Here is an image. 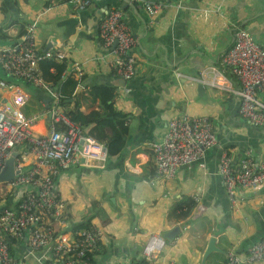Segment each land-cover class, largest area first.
Segmentation results:
<instances>
[{"label": "crops", "instance_id": "0c3cea01", "mask_svg": "<svg viewBox=\"0 0 264 264\" xmlns=\"http://www.w3.org/2000/svg\"><path fill=\"white\" fill-rule=\"evenodd\" d=\"M150 1L160 5L153 18L142 0H91L80 11L71 9L68 0H0V29L6 36L0 44L14 41L35 13L48 8L37 24V48L62 53L68 69H81L84 85L76 88L72 98L77 97L79 109L88 114L100 110L98 100L92 102L87 96L88 85H108L117 78L107 66L113 46H104L99 38V22L111 8L124 11L136 38L132 52L137 58L135 75L124 88L115 86L114 105L127 114L125 146L118 155L108 157L103 167L76 165L58 174L56 185L68 221L58 228V234L72 239L76 235L73 226L90 218L100 231L92 264H133L143 260L142 248L149 234L162 235L178 226L179 233L165 240L155 264H201L211 237L221 251L211 252L204 264H223L227 250L243 254L264 237V185L256 191L237 188L239 208L230 209L217 174L224 151L234 166L249 150L255 161H264V127H255L240 116L239 101L231 92L239 84L222 65L237 27L246 28L264 47V0ZM97 9L101 11L98 21ZM213 68L222 73L226 87L203 82L211 79ZM197 72L196 78L189 75ZM198 82L203 84L201 91ZM17 85L29 99L30 85L23 81ZM32 90L37 108L23 112L41 116L49 93ZM4 97L9 92L0 89V101ZM180 112L207 115L215 126L216 144L201 160L204 167L195 162L181 166L170 180L156 178L151 143L163 135L170 117ZM42 120L47 122V117ZM42 120L34 125L36 131H43ZM95 125L83 126V132H97ZM99 128L103 134L110 131ZM17 199L15 189L0 183V211L13 207ZM184 200L195 205L180 217L186 205L174 207ZM5 240L11 255L22 264H48L44 251L32 250L26 236H5Z\"/></svg>", "mask_w": 264, "mask_h": 264}, {"label": "built area", "instance_id": "2783aa9c", "mask_svg": "<svg viewBox=\"0 0 264 264\" xmlns=\"http://www.w3.org/2000/svg\"><path fill=\"white\" fill-rule=\"evenodd\" d=\"M68 4L71 9L80 11L86 9L91 0H68ZM142 5L151 18L160 9L159 3L150 0H142ZM47 10L35 13L14 41L0 44V72L4 76L0 79V89L9 92V97L0 101V171L5 160L17 151L13 179L0 183L18 193L16 206L0 211V264H22L11 255L6 235L26 236L32 250L44 251L42 256L48 264H88L100 237L99 229L93 225L83 228L72 239L58 234V228L66 226L68 221L56 177L76 165L103 167L108 155L104 143L85 134L81 124L70 119L60 104V96L42 77L40 63L54 55L51 50L39 51L36 43L37 24ZM98 30L104 46L111 47L116 41L108 68L117 78L130 80L137 69V58L132 52L136 38L125 22L124 11L109 9L100 20ZM55 57L61 60L64 55L57 52ZM222 65L239 84L231 92L239 101L240 116L255 127H264V101L260 99L264 97V47L246 28L237 27L232 33L230 47L222 57ZM50 70L54 71L53 68ZM70 70L81 75L77 66ZM212 72L211 79L203 82L224 87L222 73L216 68ZM16 80L49 93L42 118L35 113L23 112L28 95L18 88ZM48 113L50 120L45 122L42 119L45 120ZM39 120L43 121L42 132L34 129ZM215 144V126L207 115L188 112L172 115L163 135L151 143L156 177L172 179L181 166L195 162L204 167L201 160ZM217 174L229 208L237 210V188L256 191L263 187L264 161H255L249 150L234 166L224 151L219 156ZM164 245L165 239L160 233L149 234L142 248L144 262L140 264H155L153 261ZM257 262H264V237L249 245L243 254L234 249L227 250L224 264Z\"/></svg>", "mask_w": 264, "mask_h": 264}, {"label": "trees", "instance_id": "16d2710c", "mask_svg": "<svg viewBox=\"0 0 264 264\" xmlns=\"http://www.w3.org/2000/svg\"><path fill=\"white\" fill-rule=\"evenodd\" d=\"M3 10L5 11L4 7ZM23 32L24 31H20L19 35H21ZM5 39L6 36L4 35L2 29H0V40ZM55 52L56 51L53 52L54 55L52 58L44 59L40 63L39 69L41 71L42 77L45 79V81H47L50 88L55 90L60 96V104L65 108L67 107V111H65V113L70 117V119L75 122H79L82 128L83 126L86 127L93 123L96 124L95 128L97 132H94L92 131V129H90L88 133L86 132V134L93 136L94 138L103 142L106 145L108 157L118 155L125 146V135L128 133V129L126 127L125 122L127 114L121 110H118L114 105L116 88L113 86L96 83L88 85V89L86 92L87 96L92 102L98 100L100 110H93L88 114H84L79 109V102L77 100V97H72L76 92V88L79 85H84L85 76L77 75L78 79L75 78L76 75H74L73 73L76 72L72 70L69 71V69L67 68V65L69 64L66 60H63L64 58L61 60L56 59L55 56L57 52ZM51 68H53L54 71H51ZM63 72H65L64 76H62ZM69 98H72V100L68 101ZM70 106L71 108H68ZM46 107L47 105L44 106V108ZM99 127H107L110 131L108 134H103ZM154 175L156 177L155 170ZM182 204L186 205V207L181 209L179 216L185 217L189 213L190 208L193 207L195 204L192 201L188 202L184 200L181 204L175 206L174 209L178 208L179 206H182ZM14 206H16V202ZM90 220V218H86L81 224L73 226V231L76 232V235L83 228L89 227L91 225L96 226L94 223H91ZM98 244L99 240L96 243L97 247ZM9 249L11 253L10 246ZM93 252L94 251L90 253V261L88 262V264H92ZM141 262L144 261L142 260L135 263L140 264Z\"/></svg>", "mask_w": 264, "mask_h": 264}, {"label": "water", "instance_id": "95a60500", "mask_svg": "<svg viewBox=\"0 0 264 264\" xmlns=\"http://www.w3.org/2000/svg\"><path fill=\"white\" fill-rule=\"evenodd\" d=\"M85 10V9H84ZM96 12H98L97 15V21L99 20V16L101 14V11H99V9L96 10ZM116 41H114L112 46H115ZM191 77L196 78L199 76V73H195V74H189ZM125 80L121 79V78H116V79H110V81L106 82V84L111 85V86H120V87H125L126 85ZM197 89L198 91H201L203 89V84L201 82H198L197 84ZM50 120V113H48L47 115V122H49ZM17 155V151H13L11 153V155L5 160L4 165L0 171V182H8L11 179H13L14 175H15V171H14V158ZM180 228L178 226H175L171 229H169L168 231H166L165 233L162 234V237L165 240L171 241L175 238V236L179 233ZM213 251H221L215 243V238L211 237L206 245V248L203 252L202 258H201V264L205 263V260L207 258V256L213 252Z\"/></svg>", "mask_w": 264, "mask_h": 264}, {"label": "rangeland", "instance_id": "374dc122", "mask_svg": "<svg viewBox=\"0 0 264 264\" xmlns=\"http://www.w3.org/2000/svg\"><path fill=\"white\" fill-rule=\"evenodd\" d=\"M32 16V15H31ZM30 16V17H31ZM29 17V18H30ZM18 83H21V81L20 80H16ZM31 86V85H30ZM30 86H28L29 88H30V90L28 91V94H29V99H28V103H26L23 107H22V110L24 111V110H27V111H30V112H33V108H37V105H38V100H37V98H36V96H35V91H33L32 90V87H30ZM20 87L23 89V90H25V86H24V84H20ZM26 91V90H25ZM187 110V109H186ZM189 111V110H188ZM40 118H42V116H40Z\"/></svg>", "mask_w": 264, "mask_h": 264}, {"label": "clouds", "instance_id": "9594fccd", "mask_svg": "<svg viewBox=\"0 0 264 264\" xmlns=\"http://www.w3.org/2000/svg\"><path fill=\"white\" fill-rule=\"evenodd\" d=\"M47 106H48V104H47Z\"/></svg>", "mask_w": 264, "mask_h": 264}]
</instances>
